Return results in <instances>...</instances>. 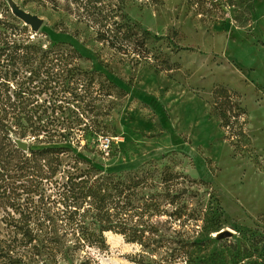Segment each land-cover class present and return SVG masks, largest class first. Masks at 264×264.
Returning <instances> with one entry per match:
<instances>
[{"label":"rangeland","instance_id":"374dc122","mask_svg":"<svg viewBox=\"0 0 264 264\" xmlns=\"http://www.w3.org/2000/svg\"><path fill=\"white\" fill-rule=\"evenodd\" d=\"M57 1L0 0V92L47 129L11 118V138L28 157L62 147L0 170V264H264V0H124L132 21L173 40L147 41L139 59ZM15 10L39 17L38 30ZM57 42L76 53L41 54ZM218 86L236 108L219 104ZM90 165L185 175L186 218L154 217L147 246L105 232L103 249L78 247L65 188Z\"/></svg>","mask_w":264,"mask_h":264},{"label":"trees","instance_id":"16d2710c","mask_svg":"<svg viewBox=\"0 0 264 264\" xmlns=\"http://www.w3.org/2000/svg\"><path fill=\"white\" fill-rule=\"evenodd\" d=\"M54 9H59L58 1L51 0ZM56 2V4H55ZM215 9H219L221 0H203ZM62 9L77 16L81 21L94 28L96 38L110 48L133 58H147L149 52L146 43L149 40H167L168 35H157L132 21L124 12V0H65ZM62 42L53 43L42 55L70 56L74 50H66ZM21 47H25L22 45ZM178 50L195 51L188 46H178ZM35 49V48H34ZM201 53V52H200ZM214 97L224 107H237L231 101L229 89L216 87ZM20 105L0 92V170L24 165L28 160L61 153L62 147H46L31 151L29 157L18 142L11 138L12 124L29 128L36 134L47 130L46 126L32 121L31 117L21 116ZM18 113L16 116L14 111ZM235 119L238 115L231 114ZM25 119L27 124L21 122ZM230 117L227 118L228 124ZM193 182V181H191ZM191 182L186 176L163 168L156 170L137 168L119 173H104L90 165L87 170L71 177L67 181L65 195L69 201L68 226L78 247H105V232L121 234L127 242L147 246L152 241L151 235L158 231L154 217L168 215L172 221L181 223L186 218L185 204L182 197L187 193ZM187 186V187H186ZM77 205V206H76ZM167 206L173 208L168 211ZM200 242L194 241L193 245ZM254 245V244H253ZM20 264V263H19Z\"/></svg>","mask_w":264,"mask_h":264},{"label":"water","instance_id":"95a60500","mask_svg":"<svg viewBox=\"0 0 264 264\" xmlns=\"http://www.w3.org/2000/svg\"><path fill=\"white\" fill-rule=\"evenodd\" d=\"M14 14L21 18L25 23L29 24L34 31L38 30L39 26L42 24V20L39 17L25 11L15 10ZM18 146L22 149L26 148V145L23 142H18Z\"/></svg>","mask_w":264,"mask_h":264},{"label":"built area","instance_id":"2783aa9c","mask_svg":"<svg viewBox=\"0 0 264 264\" xmlns=\"http://www.w3.org/2000/svg\"><path fill=\"white\" fill-rule=\"evenodd\" d=\"M101 144L104 146V148L109 147L110 145V138L109 137H104L101 141Z\"/></svg>","mask_w":264,"mask_h":264}]
</instances>
